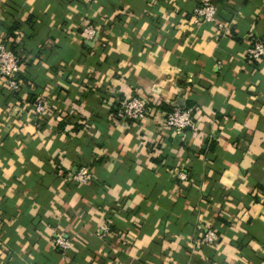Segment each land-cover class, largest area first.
Returning a JSON list of instances; mask_svg holds the SVG:
<instances>
[{
	"label": "crops",
	"instance_id": "0c3cea01",
	"mask_svg": "<svg viewBox=\"0 0 264 264\" xmlns=\"http://www.w3.org/2000/svg\"><path fill=\"white\" fill-rule=\"evenodd\" d=\"M205 1L216 19L195 23ZM0 40L24 81L0 80V264H264V0H0ZM130 95L154 108L141 122ZM177 106L197 132L164 128Z\"/></svg>",
	"mask_w": 264,
	"mask_h": 264
},
{
	"label": "built area",
	"instance_id": "2783aa9c",
	"mask_svg": "<svg viewBox=\"0 0 264 264\" xmlns=\"http://www.w3.org/2000/svg\"><path fill=\"white\" fill-rule=\"evenodd\" d=\"M88 2L96 0H86ZM217 6L211 1H205L202 5L194 10L195 23L199 22H214L217 15ZM100 27L93 23H88L81 30V35L85 40L95 41L100 35ZM249 63H255L262 60L264 57V43L258 41L252 44L247 50ZM22 66L21 57L11 49L4 40H0V80L13 92H21L24 81L20 76ZM160 101L157 102V105ZM158 107V106H157ZM121 113L124 118H128L137 122L146 119L153 111V107L149 105V101L138 95H130L125 97L121 102ZM34 113L37 116L45 117L50 112V102L47 98H39L33 107ZM164 128L170 132L182 136L186 130L191 129L194 132L198 131L197 121L193 115L191 108L177 106L172 111L165 113ZM179 177L182 180L188 178V173L185 171L179 172ZM70 178L79 184H88L93 174L88 165L79 167L75 172L70 174ZM203 241L214 245L218 241L217 231L206 226ZM110 233V226L104 223L100 226L97 235L100 238L106 237ZM54 243L61 249L67 250L72 247V239L63 234H57Z\"/></svg>",
	"mask_w": 264,
	"mask_h": 264
},
{
	"label": "trees",
	"instance_id": "16d2710c",
	"mask_svg": "<svg viewBox=\"0 0 264 264\" xmlns=\"http://www.w3.org/2000/svg\"><path fill=\"white\" fill-rule=\"evenodd\" d=\"M8 46L16 52L15 48H14L12 45L8 44ZM185 107H187V106H185ZM187 108H188V107H187ZM110 229H111V228H110Z\"/></svg>",
	"mask_w": 264,
	"mask_h": 264
}]
</instances>
